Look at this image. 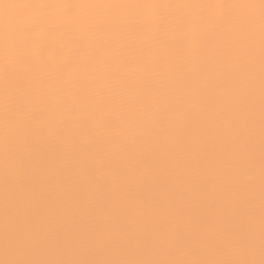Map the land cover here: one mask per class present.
Listing matches in <instances>:
<instances>
[{"label":"bare ground","instance_id":"bare-ground-1","mask_svg":"<svg viewBox=\"0 0 264 264\" xmlns=\"http://www.w3.org/2000/svg\"><path fill=\"white\" fill-rule=\"evenodd\" d=\"M148 3L231 7L94 6ZM0 4L13 5L0 38L31 34V64L9 57L11 110L35 116L26 142L13 121L30 188L10 165L6 213L0 53V260L261 259L260 0ZM36 4L53 6H24ZM29 82L51 111L21 96ZM238 230L251 237L243 256L220 243Z\"/></svg>","mask_w":264,"mask_h":264},{"label":"snow or ice","instance_id":"snow-or-ice-1","mask_svg":"<svg viewBox=\"0 0 264 264\" xmlns=\"http://www.w3.org/2000/svg\"><path fill=\"white\" fill-rule=\"evenodd\" d=\"M11 7L13 5H2L0 7ZM32 7H51L53 5L48 4H36V5H24ZM63 7L66 11L70 12L72 8L76 5L65 4L59 5ZM96 7H129V8H166V7H176V8H198V9H207L209 7H231V5H210V4H159V3H148V4H112V5H94ZM261 9V137H262V152H261V216H260V248H261V259L259 261L247 258H231V259H215V260H138V259H129V260H56V261H40V260H28V259H5L0 260V264H264V0H260ZM208 21L205 17L201 16L197 19L191 21L178 20L177 24L183 30L185 27H192L196 24H205ZM158 25H166L168 23L167 19L164 17H159L156 22ZM21 36L19 38H13V36L6 29L2 38H0V53L3 54L4 63L2 66L3 77H4V95H5V104H4V165H5V197H6V208L7 213V199L10 197L11 192L9 189L8 179H7V170L10 165L14 164V167L17 170L18 174V184L23 188H30L29 184V165L20 157L15 156L14 148L12 146V136L11 129L13 126L14 119L17 121V132L24 139L28 141L32 136V130L28 126V121L34 119L35 116L32 113L27 115H21L22 108L19 101H15L17 106L16 113H13L11 110V104L14 102L11 89L12 65L9 62V57L15 55L16 61L21 64L29 65L31 64V57L28 53V48L31 43V34L27 29H21ZM163 45L164 41H160ZM21 96H35L37 99L41 111H51L47 100L39 92V90H33L31 83L27 87L19 88ZM22 121V126L20 123ZM105 164L110 165V161H102ZM6 238L8 236L7 228L5 232ZM17 243H24L23 237H17ZM220 243L225 247H230L232 245L239 246L241 250V255L248 250L251 245V237H245L239 230L230 232Z\"/></svg>","mask_w":264,"mask_h":264}]
</instances>
